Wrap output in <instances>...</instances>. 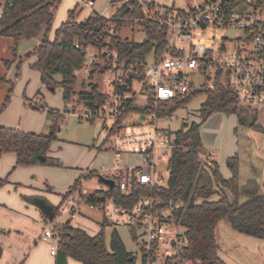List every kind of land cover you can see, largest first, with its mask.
Instances as JSON below:
<instances>
[{"label":"built area","instance_id":"built-area-1","mask_svg":"<svg viewBox=\"0 0 264 264\" xmlns=\"http://www.w3.org/2000/svg\"><path fill=\"white\" fill-rule=\"evenodd\" d=\"M76 1L90 10L95 2ZM137 1L140 18L119 19L122 24L129 23L120 30L114 24L101 28L107 36L106 46L76 45L85 58L74 76L81 73L87 83L91 76L106 77L103 85L108 91L100 90V103L90 104L86 95V102L69 107L66 114L81 123L100 122L108 149L116 156H137L140 164L117 166L101 176L113 183L112 188L99 181L93 191L78 184L66 194L44 227L43 239L53 241L51 256L59 250L53 228L80 215L86 207L101 214L104 226L130 232L134 245L130 253L139 256L140 264H193L183 255L186 239L178 219L186 204L163 195L168 187L167 162L175 146L173 135L158 127L160 106L192 91L215 90L222 85L229 88L239 106L264 107V0H202L186 10L176 9L173 1ZM127 2L111 0L109 6L116 11ZM113 14L108 18L97 15L111 22L116 21ZM148 25L166 32L161 51L158 55L151 52L141 65L126 66L117 49L108 45L118 36L134 37V31L144 34ZM231 32L236 35H228ZM196 75H200V83ZM87 87L89 92V84ZM130 103L141 110L134 126L145 124L149 129L132 132L115 127ZM204 160L210 166L213 155ZM157 162H164L166 171L158 170ZM95 192L105 195L104 199L97 200Z\"/></svg>","mask_w":264,"mask_h":264},{"label":"trees","instance_id":"trees-1","mask_svg":"<svg viewBox=\"0 0 264 264\" xmlns=\"http://www.w3.org/2000/svg\"><path fill=\"white\" fill-rule=\"evenodd\" d=\"M3 1L0 12V37L11 40L13 58L0 62V84L8 83L9 91L13 86V83L9 82L2 73V67L8 70L15 64L18 73L22 62L33 59L30 68L38 72L40 83L47 89L61 88L65 106L72 101L86 102V95L90 104L100 103L103 95L98 87L91 83L94 76L89 78L90 91L86 92L83 90L85 80L79 82L78 77L73 74L82 67L85 58L76 45L93 46L97 49L106 46L107 36L101 33V28L114 24L120 30L123 25L128 26L129 23L122 24L119 19L140 18L141 9L138 1L128 0L114 12L113 18L116 21L111 22L96 13H91L86 19L78 22L79 12L77 7H74L68 11L66 21L55 31L52 41L48 39V34L51 32L61 0ZM42 33L43 38L39 45L18 60L16 56L18 43L22 40L37 39ZM144 36L142 42H137L133 37L126 39L118 36L108 46L117 49L120 61L126 66L141 65L151 52L158 55L166 41V32L153 25L146 27ZM100 73L102 74L103 71ZM198 94L205 95V101L198 111L199 123L186 125L171 133L175 147L167 162L168 187L163 191V195L186 204L185 210L178 215L186 239L184 257L193 264H225L217 255L219 247L215 231L218 223L226 219L230 228L236 233L264 240V195L251 196L246 201L239 202L240 187L235 160H232L230 166L229 179L222 177L216 161L212 160L210 166L200 162L202 145L199 129L212 114L223 113L235 115L239 125L256 127L258 131L264 130L255 126L253 115L257 109L239 106L229 88L222 85L217 86L215 90L192 91L183 98L161 105L159 118L171 116ZM8 99L6 98V102ZM4 108L5 104L2 105L0 113ZM39 109L46 108L39 107ZM132 112L139 114L141 110L131 103L128 104L126 112L117 121L115 127L124 130L122 123ZM47 115L52 118V124L49 133L46 134L0 127V158L6 154H13L17 167L37 164L58 165L57 161L48 158L47 154L51 143L56 140L58 123L64 118L56 116L52 110H47ZM107 140L108 138H105L104 143L107 144ZM38 157H44L46 161L40 162ZM92 177L101 176L97 172H88L82 179ZM80 179L81 177L73 188L77 187ZM6 183L7 179H0V188ZM227 193L231 195V199ZM94 195L97 200H103L105 196L100 192H95ZM65 196L66 194L63 199ZM58 208H54L55 213ZM43 219L47 224L50 222L44 216ZM101 226L103 228V223ZM53 231L58 241V249L80 264H134V256L126 251L115 230L111 235L109 249L105 246L102 229L91 237L81 229L72 228L70 221H66L55 226Z\"/></svg>","mask_w":264,"mask_h":264},{"label":"rangeland","instance_id":"rangeland-1","mask_svg":"<svg viewBox=\"0 0 264 264\" xmlns=\"http://www.w3.org/2000/svg\"><path fill=\"white\" fill-rule=\"evenodd\" d=\"M110 1L95 0L94 6L90 10L78 5L76 0H61L48 39L50 41L54 39L55 31L66 21L68 11L74 7H77L79 12L77 15L78 22L90 16L91 12L101 14L105 18L111 17L115 10L109 6ZM171 1H173L176 9L186 10L201 3L202 0H156V2L164 4ZM3 3L4 1L0 0V12ZM125 33L129 32L126 31ZM133 34V38L137 42L144 41L145 36L142 32L134 31ZM228 35L235 36L236 33L231 32ZM42 38L43 33L37 39L20 41L17 45V59H22L26 54L32 52ZM11 48V40L0 37V62L12 60ZM30 63L31 59L22 62L18 73L15 64L8 70L1 68L6 79L12 82L13 86L9 91L8 83L0 84V109L5 104V108L0 113V126L12 130L30 126V131H34V134H41L47 127L51 126L52 118L47 115L46 110L39 109V107H45L48 111L52 110V113L56 116H62L64 119L58 123L59 129L56 132V140L52 142L61 144L60 150H57V147L52 149L56 156L53 160L57 161L58 165H33L38 166L39 169L35 174L29 175V179L34 176V180L31 181L35 183L42 184L44 182L43 184L47 186L52 181V186L62 187L69 181H73L76 171L81 173H79L80 176L86 175L87 172H97L99 176H106L109 170L116 167L117 158L104 143L106 134L101 128V123H81L73 116H67L69 107L79 106V103L72 101L65 106L61 88L53 89L52 92L51 89L42 87L39 74L30 68ZM196 76L197 83H200V75ZM78 79L79 82L84 80L81 73L78 75ZM105 79L106 77L96 78L95 76L91 83L95 84L99 90L103 88L107 92V88L103 85ZM84 82L83 90L88 91L89 83ZM78 85L80 84L78 83ZM77 88L80 87L77 86ZM6 98H9L7 102ZM32 100H36L33 104L36 107L34 110L31 108ZM204 101V94L196 95L186 106L178 108L171 116L160 119L158 127L175 133L186 125L199 123L198 111ZM253 116L255 117V126L264 130V107L258 108ZM4 118L5 120H3ZM136 118V112L126 116L122 123L126 131L136 132L149 129L145 124L134 126L136 125ZM199 134L202 145L200 162L204 163L207 154H211V156H215L223 175L228 173L231 175L230 166L232 160H235L240 187L239 202H244L251 196L264 195V131H258L256 127L239 125L235 115L214 113L201 125ZM122 155L121 162L128 167L134 165V162L139 158L131 154ZM156 166L158 170L166 171L164 162H157ZM3 179H8V176ZM98 179V177L89 178L82 182V188L88 191L97 189L99 187ZM74 184L75 181L71 186ZM228 196L230 199L232 198L230 194ZM86 214L94 221H102L101 215L97 212L87 210ZM101 229L104 234V243L107 245L113 229L104 225ZM116 230L119 239L128 252H133L134 245L131 241L130 232L123 227H118ZM215 236L219 247L217 255L225 264H264V240L236 233L230 228L226 219L218 223ZM133 256L135 257L134 264H140L139 256L135 254Z\"/></svg>","mask_w":264,"mask_h":264},{"label":"crops","instance_id":"crops-1","mask_svg":"<svg viewBox=\"0 0 264 264\" xmlns=\"http://www.w3.org/2000/svg\"><path fill=\"white\" fill-rule=\"evenodd\" d=\"M39 43L40 42L38 41L35 47L38 46ZM41 86L44 87L42 84ZM35 101H31V108L33 110L35 109V106L33 105ZM140 118L141 117H139V119ZM3 120H5V118ZM29 127L30 126L23 128L19 127L22 129L17 128L16 130L34 133V131H30ZM49 131L50 126L47 127L43 133L46 134ZM60 146V143H51L47 157L51 159L56 157L54 152H52V149L57 147V150H60ZM135 157L137 158V156ZM116 158V167H127V165H123L121 162V155L116 156ZM213 158L214 161L217 162L215 156H213ZM15 162L16 160L13 154H6L0 158V179L8 176L7 183L0 188V246L2 248L0 264H56L55 256L50 255L53 241L43 239L44 227L47 223L44 222L43 215L40 211L30 204L28 200L32 198H43L53 208L59 207L62 203L64 195L73 189L75 184L73 186L71 185L74 181L76 183L80 177L81 179L79 180V183L87 181L88 179L83 180L82 177L84 175L80 176L81 173L79 172V174L76 171L74 172L73 181H69V183L63 185L62 187L52 186V181H50L51 185L49 184L46 186L43 184L44 182L41 184L31 181L34 180V176H32L31 179L28 177L38 171V166L17 167ZM139 164L140 159L138 158L132 166H138ZM49 171L52 172V170ZM221 174L224 179H229L231 176L230 173L223 175L221 172ZM90 191L93 190H89V192ZM21 196H23V198H21ZM87 210L96 212L90 208H82L80 215L70 220V226L72 228L81 229L88 236L93 237L99 233L102 228L101 225L103 221H94L89 216L87 217ZM112 232L113 230L111 231V235ZM115 232L117 233V230H115ZM110 240L109 243L105 245L108 249ZM126 251L128 252L127 249ZM66 264L80 263L66 257Z\"/></svg>","mask_w":264,"mask_h":264},{"label":"water","instance_id":"water-1","mask_svg":"<svg viewBox=\"0 0 264 264\" xmlns=\"http://www.w3.org/2000/svg\"><path fill=\"white\" fill-rule=\"evenodd\" d=\"M50 91L53 92V89ZM144 117L141 116L140 120L143 121ZM38 160L40 162H45L46 159L44 157H38ZM100 181L106 185H108L110 188L113 187V183L111 181L105 180L104 178L100 177ZM30 204H32L34 207H36L40 213L48 220L51 221L55 215L54 208L43 198H32L28 200ZM2 253V248L0 246V256ZM66 253L62 250H58L55 255V261L56 264H66ZM130 261H132V258H130Z\"/></svg>","mask_w":264,"mask_h":264}]
</instances>
